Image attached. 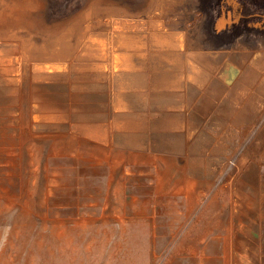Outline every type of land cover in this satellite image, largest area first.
<instances>
[{
	"label": "rangeland",
	"instance_id": "1",
	"mask_svg": "<svg viewBox=\"0 0 264 264\" xmlns=\"http://www.w3.org/2000/svg\"><path fill=\"white\" fill-rule=\"evenodd\" d=\"M0 264H264V0H0Z\"/></svg>",
	"mask_w": 264,
	"mask_h": 264
},
{
	"label": "bare ground",
	"instance_id": "2",
	"mask_svg": "<svg viewBox=\"0 0 264 264\" xmlns=\"http://www.w3.org/2000/svg\"><path fill=\"white\" fill-rule=\"evenodd\" d=\"M114 263V262H113Z\"/></svg>",
	"mask_w": 264,
	"mask_h": 264
}]
</instances>
